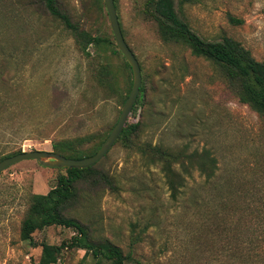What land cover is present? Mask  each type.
Segmentation results:
<instances>
[{
	"label": "rangeland",
	"instance_id": "rangeland-1",
	"mask_svg": "<svg viewBox=\"0 0 264 264\" xmlns=\"http://www.w3.org/2000/svg\"><path fill=\"white\" fill-rule=\"evenodd\" d=\"M113 1L141 69L143 92L126 121L139 128L131 147L116 142L95 165L114 190L84 182L66 216L127 264H264V114L241 100L221 62L160 35L175 29L209 45L231 39L264 63V0ZM36 4L0 0L1 159L18 149L52 152L64 139L88 136L83 149L98 145L132 83L103 0H58L77 32L100 39L85 51L83 39ZM165 154L183 182L174 198ZM204 154L213 165L201 173ZM61 173L25 161L0 174V264H39L41 245L75 235L50 226L33 244L20 239L31 196L47 194ZM56 264L96 262L64 249Z\"/></svg>",
	"mask_w": 264,
	"mask_h": 264
},
{
	"label": "trees",
	"instance_id": "trees-1",
	"mask_svg": "<svg viewBox=\"0 0 264 264\" xmlns=\"http://www.w3.org/2000/svg\"><path fill=\"white\" fill-rule=\"evenodd\" d=\"M181 1L188 3L193 0ZM35 3L38 6H42L50 16L62 21L68 29L72 30L76 37L83 39L85 41V44L82 46L83 51L90 45H98L100 43V39L97 37L93 38L87 34L77 32V29L71 25L68 16L61 12L58 0H35ZM230 21L236 24L240 22L235 19H230ZM160 35L162 38L176 43L180 42V40H185V42H188L194 56L210 57L213 60L221 62L220 66L223 69L226 80L233 88L239 91L241 100L254 111L264 114V63L256 61L249 51L231 39H224L222 45H209L200 39H196L194 44L190 43L191 36L189 34H184L183 36L181 32L175 29H165L160 32ZM107 44L112 45V43L108 42ZM125 66L128 68L130 74H132L126 62ZM130 86H132V83H130ZM130 86L128 93L131 89ZM142 87L140 88L137 102H139L141 93L143 92ZM138 128V123H125L117 142H120L123 146L131 147V138L135 135ZM90 138L87 136L52 142V152L75 160L91 157L98 151L104 140L90 149H83V146L90 141ZM21 152V149H18L4 158ZM191 157H195V154L186 157V160L190 161ZM4 158H0V161ZM162 158L165 161L163 172L168 177V186L174 198L177 190L183 186V182L181 178H177L176 180V175L171 165L167 162V155H163ZM207 158L206 154L202 155V161L198 164L201 173L205 172L206 165H213L210 164V160ZM180 166L183 168L185 165L180 164ZM53 170H60L61 172L63 170L64 173H61L57 177L56 185L47 194H34L31 196L30 205L20 226V239L33 244L32 235L50 226L74 229L76 233L69 241L62 242L58 246L41 245L39 264H56L59 255L64 249L83 250L85 256L91 254L95 258L96 264H102V260L108 261V264H127L119 249L109 243L98 245L91 243L86 227L75 219L66 216L68 209L71 208L77 200L79 193H81L79 185L88 182L87 184L90 186H97L104 181L111 188L108 177L100 175L95 169V165L86 169Z\"/></svg>",
	"mask_w": 264,
	"mask_h": 264
},
{
	"label": "water",
	"instance_id": "water-1",
	"mask_svg": "<svg viewBox=\"0 0 264 264\" xmlns=\"http://www.w3.org/2000/svg\"><path fill=\"white\" fill-rule=\"evenodd\" d=\"M103 3L107 12L109 26L113 34L117 50L121 53V55L129 65L132 73V86L129 95L123 103L116 124L113 126L111 132L103 141L98 151L91 157L75 160L63 157L54 152H21L19 154L4 158L0 161V174L8 168L25 161H34L39 166L46 169H86L96 165L99 161H101L117 142L139 94L142 85V75L136 57L134 56L122 36L116 9L114 6V1L103 0Z\"/></svg>",
	"mask_w": 264,
	"mask_h": 264
}]
</instances>
